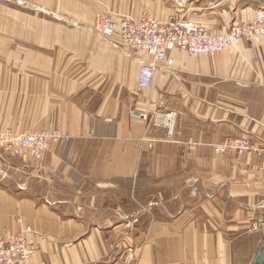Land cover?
<instances>
[{
    "label": "crops",
    "instance_id": "1",
    "mask_svg": "<svg viewBox=\"0 0 264 264\" xmlns=\"http://www.w3.org/2000/svg\"><path fill=\"white\" fill-rule=\"evenodd\" d=\"M44 1L42 40H9L0 5V128L58 125L71 139L52 143L40 164L0 152V233L31 226L30 264H252L264 236L261 159L212 145L264 140V38L217 56L174 50L173 71L158 70L144 90L139 69L150 56L91 28L98 13L128 11L175 13L219 33L264 0H192L190 12L162 0ZM12 15L24 37V13ZM155 111L176 113L171 136Z\"/></svg>",
    "mask_w": 264,
    "mask_h": 264
},
{
    "label": "built area",
    "instance_id": "2",
    "mask_svg": "<svg viewBox=\"0 0 264 264\" xmlns=\"http://www.w3.org/2000/svg\"><path fill=\"white\" fill-rule=\"evenodd\" d=\"M95 30L105 38L119 34L122 45L150 56L149 61L141 64L138 75V87L151 89L155 73L158 70L173 71L174 58L171 52L178 50L190 56H217L223 51L239 46L242 42L259 44L264 38V8L256 9L252 17L232 23L224 32L212 33L206 26L185 16L172 15L166 20H158L149 13H142L137 19L129 15H98ZM140 119H147V112L133 113ZM158 115H156L157 117ZM174 130L170 122L161 123ZM71 137L61 128L15 132L10 128H0V148L12 154L28 152L36 163L44 159V152L52 143H66ZM190 149L195 142H189ZM216 153L236 152L241 155L260 157L259 173L264 181V140L257 138L227 137L213 145ZM262 222H255V228ZM32 228L27 226L13 235L0 233V264H30L35 252V245L27 233ZM135 249H128V259H134Z\"/></svg>",
    "mask_w": 264,
    "mask_h": 264
},
{
    "label": "rangeland",
    "instance_id": "3",
    "mask_svg": "<svg viewBox=\"0 0 264 264\" xmlns=\"http://www.w3.org/2000/svg\"><path fill=\"white\" fill-rule=\"evenodd\" d=\"M13 1V2H12ZM192 2V0H162L161 3L164 4L168 9H170L172 7V5H175V7H179V8H183L187 11H191V6H186L188 3ZM0 5H2L7 11H8V16H9V25H10V28H9V40H42L43 38V34L46 32V29H44V26L41 24L40 25V22L41 20L43 19H49V16H48V13L45 12V11H42L40 10L41 8H44V7H47L48 5V1H44V0H0ZM163 7V6H162ZM17 10H21L23 13H24V37H22L20 35V30H19V34L17 36L15 30L13 31L12 28H11V20L14 19L16 20L12 13H16ZM145 13V12H144ZM148 13V12H146ZM108 14H113L112 12H106V13H98L96 15V17L98 15H108ZM150 14V13H149ZM114 15V14H113ZM117 15H129L130 16V13H128V11H123L122 13H118ZM172 15H177V14H172ZM15 16V15H14ZM115 16V15H114ZM178 16V15H177ZM64 20V18L62 19ZM64 21H67V23H71V24H75L77 25L76 22L74 21H71L69 19H65ZM95 22H96V18H95ZM70 24V25H71ZM20 26V25H19ZM84 26V25H82ZM95 25H94V28H91L96 34H99L96 30H95ZM21 36V37H20ZM26 45H30L32 46L31 44H26ZM142 63V62H141ZM133 113H136V112H132V115L134 117H136ZM172 114V112H168V113H163V112H160V111H155V113L153 112L152 113V120L153 122L158 126V127H161V123H165V122H168V115ZM156 115H158L156 117ZM138 118V117H136ZM55 127H59L61 128L60 126H55ZM53 127V128H55ZM167 128V127H165ZM12 130H14L15 132H26V131H19V130H16V129H13V128H10ZM62 129V128H61ZM36 130H39V129H36ZM27 131H30V130H27ZM63 131V130H62ZM167 131H168V128H167ZM64 132V131H63ZM67 134V133H66ZM169 134V132H168ZM69 135V134H68ZM70 136V135H69ZM169 136H171L169 134ZM253 139V138H252ZM192 140V139H191ZM189 140L187 142V147H188V150L189 151H192L194 148L190 149V145H189V142L191 141ZM223 141V140H222ZM197 145V143L195 142V146ZM214 145V144H213ZM212 145V147H213ZM194 146V147H195ZM0 152H4V153H7L4 151V149L0 148ZM9 153V152H8ZM227 153H230V154H234L235 156L237 157H241V156H247V155H241V154H238L236 152H227ZM227 153H222V154H227ZM218 154V153H217ZM221 154V155H222ZM30 155V154H29ZM31 156V155H30ZM1 158V156H0ZM2 159V158H1ZM3 160V159H2ZM264 194V192H263ZM264 196V195H263ZM31 227V226H30ZM254 230H258L260 229L259 228H255V222L253 223V227H252ZM251 254L252 253H249L248 256H249V259H251ZM236 259V263H240V261H246L247 259V256H244V255H240V253L237 254V256L235 257Z\"/></svg>",
    "mask_w": 264,
    "mask_h": 264
},
{
    "label": "water",
    "instance_id": "4",
    "mask_svg": "<svg viewBox=\"0 0 264 264\" xmlns=\"http://www.w3.org/2000/svg\"><path fill=\"white\" fill-rule=\"evenodd\" d=\"M264 230V227H263ZM252 264H264V236Z\"/></svg>",
    "mask_w": 264,
    "mask_h": 264
},
{
    "label": "bare ground",
    "instance_id": "5",
    "mask_svg": "<svg viewBox=\"0 0 264 264\" xmlns=\"http://www.w3.org/2000/svg\"><path fill=\"white\" fill-rule=\"evenodd\" d=\"M196 22V21H195ZM144 62V61H143ZM142 62V63H143ZM141 63V64H142ZM140 67H141V65H140ZM140 70V69H139ZM144 90H148V89H144ZM175 121H176V113L175 112H173L172 114H170V115H168V122H170L171 123V125H172V129L174 130V125H175ZM33 257V256H32Z\"/></svg>",
    "mask_w": 264,
    "mask_h": 264
}]
</instances>
